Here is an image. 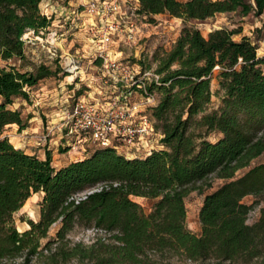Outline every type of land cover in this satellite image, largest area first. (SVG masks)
<instances>
[{
  "label": "trees",
  "instance_id": "obj_1",
  "mask_svg": "<svg viewBox=\"0 0 264 264\" xmlns=\"http://www.w3.org/2000/svg\"><path fill=\"white\" fill-rule=\"evenodd\" d=\"M42 1L0 0V60H14L0 66V264H15L17 258L18 264H29L37 255L48 264L72 257L95 264L136 263L147 252L171 253L197 264L263 259L264 163L250 166L264 154V57L257 53V44L248 36L233 40L236 30L220 27L205 37L185 25L158 59V79L146 84L148 92L159 94L149 110L157 148L127 157L112 146L90 147L87 156L55 167L48 150L39 158L15 147L3 134L12 124L19 131L28 125L30 116L23 118L20 109L11 108L15 99L28 100L26 88L60 71L57 64L54 69L39 64L33 71L21 70L15 62L24 58L23 35L51 22L40 10ZM138 1L140 14L167 13L186 21L229 12L258 16L264 11V0ZM215 66L222 95L220 105L207 111ZM210 133L218 137L210 141ZM212 178L224 182L204 194L198 212L201 231L194 234L185 224V198L193 190L211 188ZM99 183L107 187L78 203L69 200ZM37 192L42 193L39 219L20 217L28 228L19 231L14 213ZM248 195L254 197L251 204L243 201ZM132 197L155 201L145 213ZM256 205L258 215L247 223ZM57 222L55 236L38 250L40 239ZM75 225L102 230L109 242L99 238L90 246L66 247ZM96 246L107 248V255L95 254Z\"/></svg>",
  "mask_w": 264,
  "mask_h": 264
},
{
  "label": "rangeland",
  "instance_id": "obj_2",
  "mask_svg": "<svg viewBox=\"0 0 264 264\" xmlns=\"http://www.w3.org/2000/svg\"><path fill=\"white\" fill-rule=\"evenodd\" d=\"M185 1V0H180ZM80 2V1H79ZM74 6L77 4V0H43L40 4V10L43 14H45L50 19V24L45 29L39 30L38 32L28 31L23 35V39L25 41L24 46V58L22 60H15L16 65L21 70H30L33 71L39 64H46L49 65L52 69L59 66L57 59H53L48 51L49 44L47 43L50 41V32L56 31L58 34L60 32H65L68 25H63V27H59L61 24L57 22L60 19L58 16L59 7L63 6ZM144 22L148 23V30L144 32L140 37H136L134 42L125 41L123 39H119L115 37L116 45L112 44L111 49L121 50L120 60L122 61H129V64L133 66L141 65L142 62L144 68L149 69L152 74L155 73V69L158 66V59L162 56L166 51H168L172 45L174 44L175 40L180 35L181 30L185 25H191L199 29L200 33L203 36H207L208 33L214 29H220V27L226 28L227 30H236L237 33L232 35L233 40H240L242 36H248L253 42H255L259 48L257 53L264 57V11L255 16L253 13H249L247 15H240L238 12H229L223 14H216L213 17L207 18L205 20H189L186 21L182 18L170 16L167 13H162L158 16H146L143 19ZM157 25V26H156ZM61 29V30H60ZM76 33L77 37L75 38L74 35H70V33ZM83 36L81 31L78 29L69 30L65 32L63 37H58L55 41L54 46L57 48V52L60 56H65L67 53H72L73 49L77 47L78 54L77 56L84 55L85 52L82 50H86V43L83 42ZM60 38H64V40H60ZM73 40V41H72ZM76 40V41H75ZM119 40V41H118ZM86 45V46H85ZM61 59V57H60ZM81 60H83V66L85 67L88 64V59L83 58L81 56ZM14 60L3 61L0 60V66L5 65L7 63H12ZM60 68V66H59ZM262 69L264 71V64L262 65ZM96 68H88L86 73L94 72ZM218 66H215L212 71V76L210 80V102L207 106V111L211 109L217 108L220 105V97L222 95V90L218 84ZM63 77V73L61 69L58 75L54 78ZM153 77V76H151ZM150 77V78H151ZM42 82V80H40ZM39 82V83H40ZM80 90H89L84 85L80 84ZM32 87L28 89L29 99L25 100L22 98L15 99L14 103L11 105V108H17L21 110V114L23 118L30 116L28 119V127L32 126L34 130L36 129L37 125L44 127V134L45 138H41L38 140L39 144L30 145L29 149L38 153V149L40 152L47 151V146H49L48 142L50 139H58L60 137V133L57 131H52L47 133L46 127L49 126V121L56 119V113L58 112V107L60 106V98H50L45 95H41L40 92L37 94L33 92ZM65 90V89H64ZM80 92V91H79ZM84 96H88V92L82 91ZM95 95V94H94ZM156 103L159 99V94L155 93ZM199 118V116H196ZM16 132L15 130H5L3 134L10 135ZM42 136V137H43ZM10 138V136H7ZM218 137L217 133H210L207 136V139L210 141H214ZM57 141V145L54 147L60 146V141ZM63 141V140H62ZM52 142V141H51ZM44 144V145H43ZM155 147L157 148L156 144ZM88 150V148L86 149ZM49 151V150H48ZM59 151V150H58ZM119 153H122L126 156H140L144 153H136L134 152L135 149L126 150L124 148L117 149ZM50 152V151H49ZM128 154H125V153ZM90 152H83L77 150H71V158H82L89 154ZM59 157H54L53 164H58ZM257 163H264V154L260 155L256 159L251 161V165ZM248 167L242 168L235 173V177L244 173ZM212 187L205 190V192L201 193L197 190L191 191L185 198V208H186V218L185 224L188 230H190L194 234H200L201 225L198 217V212L200 206L202 204V200L204 194L206 192H210L215 189L217 186L224 182L223 179L220 178H212ZM134 201L139 203L144 212L148 213L151 210L152 204L154 203V199L149 198H142V197H132ZM254 200L252 195L245 196L243 201L247 204H251ZM40 201H41V194L34 193L32 194L24 203V205L14 213V220L16 228L19 231H24L28 228V225L25 221H21L20 217H25L32 219L33 221H38L39 219V209H40ZM258 207L256 205L255 208L251 210L249 216L247 218V223H252L257 215H258ZM59 227V223H54L51 225L47 232V236L40 239V246L38 250L42 249L43 245L46 241L52 239L55 236L56 230ZM107 234L99 229L93 228L92 226H83V225H75L73 229L67 234V238L69 240L66 247L72 246L76 243H81L83 246H90L97 239H105V242H109L107 239ZM56 243H52L51 247L54 248ZM107 248L96 246L95 254L97 255H107ZM110 250V249H109ZM47 250H44V254H47ZM21 261V258L16 259V263L18 264ZM29 264H48L46 259L43 255L35 256ZM58 264H95L94 260L92 259H79L78 257H72L66 262H59ZM118 264H197L196 262L190 261L185 259L182 256L173 255L171 253H159V252H147L146 255L140 256V261L136 263L132 262H122ZM206 264H215L214 260H207ZM246 264H264V257L263 259H254L249 263Z\"/></svg>",
  "mask_w": 264,
  "mask_h": 264
},
{
  "label": "built area",
  "instance_id": "obj_3",
  "mask_svg": "<svg viewBox=\"0 0 264 264\" xmlns=\"http://www.w3.org/2000/svg\"><path fill=\"white\" fill-rule=\"evenodd\" d=\"M138 8V0H87L72 9L73 15L81 12L88 20L81 25L87 45L81 55L88 59L85 67L75 48L60 59L54 43L65 33L50 32L47 43L51 57L59 58L63 75L72 77V86L78 85L60 101L56 119L50 120L46 127L47 133L57 131L61 134L60 139L67 144L68 150L85 152L90 147L112 146L116 150L135 149L136 153L146 154L155 148L158 133L149 110L156 105V97L155 93L147 91L146 84L157 80L158 75L139 64L133 68L128 60H120L111 49L112 44H116L115 37L134 42L142 35L146 15L138 13ZM70 23L66 32L74 28ZM88 68H96V71L86 73ZM80 84L89 90H80ZM82 91L88 92V96ZM103 187L107 184H96L74 193L69 200L78 203Z\"/></svg>",
  "mask_w": 264,
  "mask_h": 264
},
{
  "label": "crops",
  "instance_id": "obj_4",
  "mask_svg": "<svg viewBox=\"0 0 264 264\" xmlns=\"http://www.w3.org/2000/svg\"><path fill=\"white\" fill-rule=\"evenodd\" d=\"M85 1H87V0H77V4H74V6H71V4L68 3L69 6H63V7L58 8L59 9L58 16L60 17V19L57 20V22L61 23L59 25L60 28L63 27V25H68V23L71 22L70 24H73V26H74V28H72L71 30L78 29L79 31L82 32V34H84L83 33L84 28L81 27V25H82V23L83 24L87 23V21H88L87 17L81 12L79 14L73 15L71 13V11H72V9H77V7L80 6V4L85 3ZM161 14L162 13H159V14H155L153 16L155 17V16H158ZM220 14H223V13H220ZM142 25H143V30H142L141 34L150 30V29H148V26H147L148 23L145 22ZM67 28H66L65 32L67 31ZM65 32H63V33H65ZM76 34H77V32L76 33H73V32L70 33V35H74V36ZM76 37H77V35L75 36V38ZM83 39H84L83 42H85L86 39L84 36H83ZM61 40H64V38H61ZM114 45H116V44H114ZM75 49H77V47H75ZM121 52H122L121 50L114 49V53H115L114 55L116 57H120ZM39 82L35 86H33V87H35L33 89V92H35L36 94L38 92H40L41 95H45V96H48L50 98H57L59 96L61 101L71 93V88L78 87L77 84L72 86V77L69 75H63V77H59V78L49 77V78L42 79V82H40V83ZM6 129L16 131L13 134L11 133L10 135L4 134L5 136H10V138H9L10 142L15 147L23 149L25 152L30 153V154H35V152L32 151V149H29L27 147H29L30 145H34V144L38 145L39 144L38 140H41V138L44 134V127L40 126V124L37 125L35 130H34V128H32V126L28 127V125H27V127H25L24 129L19 131L17 125H15V124L7 126ZM60 138H61V135H60V137H58V139H54V138L50 139L48 142L49 146H47V149L51 152L52 164L54 162V157L55 156L59 157V161H57L58 164H53L55 167H61V166L68 164L71 161L77 160V158H71V150L67 149L64 152L58 151L64 147H67V144L64 142V140L60 141V146L54 147L55 145H57L56 143L58 140H60ZM36 155L39 158H44L45 157V151L43 150L42 152H40V149H38V153ZM37 193H40L41 197H42L41 192H37Z\"/></svg>",
  "mask_w": 264,
  "mask_h": 264
}]
</instances>
